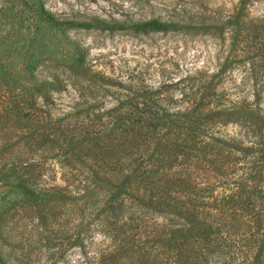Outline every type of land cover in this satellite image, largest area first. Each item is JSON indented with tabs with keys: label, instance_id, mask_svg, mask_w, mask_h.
I'll return each mask as SVG.
<instances>
[{
	"label": "trees",
	"instance_id": "16d2710c",
	"mask_svg": "<svg viewBox=\"0 0 264 264\" xmlns=\"http://www.w3.org/2000/svg\"><path fill=\"white\" fill-rule=\"evenodd\" d=\"M249 2L240 0L234 14L202 20L197 28L229 32L223 35L228 52L214 74L199 71L153 84L140 74L119 79L94 70L83 50L70 45L67 77L77 91L108 97V105L93 97L71 111L60 113L53 104L44 112L38 91L22 115L27 99L16 102L25 145L46 156L7 163L0 189L21 194L37 238L51 251L47 264L87 243L97 245L90 264H264L259 95L253 108L224 101L217 89L220 77L234 69L244 70L254 88H264V18L246 15ZM25 6L39 23L59 31L167 33L193 24L64 21L42 0H25ZM8 258L0 253V264Z\"/></svg>",
	"mask_w": 264,
	"mask_h": 264
},
{
	"label": "rangeland",
	"instance_id": "374dc122",
	"mask_svg": "<svg viewBox=\"0 0 264 264\" xmlns=\"http://www.w3.org/2000/svg\"><path fill=\"white\" fill-rule=\"evenodd\" d=\"M32 3L34 0H28ZM46 9L64 21L90 20H174L191 22L192 28L176 32L102 31L67 28L55 30L39 23L25 6V0H0V169L13 161H36L45 152L28 148L14 105L27 99L22 115L30 111L32 94L40 92L38 103L47 112L71 111L77 103L109 100L85 90L66 75L70 45L79 47L94 70L119 79L142 75L147 83L177 81L199 71L214 74L228 52L227 36L197 29L202 20L222 21L234 14L240 0H42ZM250 18H264V0H250ZM229 33V32H228ZM227 33V34H228ZM36 59V60H35ZM36 61L32 66V61ZM220 96L229 103L252 104L259 95L258 109L264 114V88L253 87L244 70L234 69L220 77ZM218 80V79H217ZM40 89V90H39ZM25 92V93H23ZM49 97V98H48ZM102 99V100H101ZM232 101V102H231ZM70 109V110H69ZM54 111L53 113L58 114ZM236 133L239 129H228ZM264 133V131H263ZM0 253L7 264H47L51 251L37 238L32 213L12 189H0ZM97 245L67 250L58 264L95 262ZM12 251V254L8 253Z\"/></svg>",
	"mask_w": 264,
	"mask_h": 264
}]
</instances>
